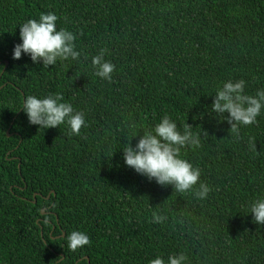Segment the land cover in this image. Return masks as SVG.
<instances>
[{"label": "trees", "instance_id": "obj_1", "mask_svg": "<svg viewBox=\"0 0 264 264\" xmlns=\"http://www.w3.org/2000/svg\"><path fill=\"white\" fill-rule=\"evenodd\" d=\"M41 12L76 35L78 60L12 58L19 24ZM101 50L110 81L91 64ZM240 79L246 95L264 89V0H0V264H149L181 253L185 264H264V226L246 214L264 196V109L238 133L210 109L217 87ZM57 93L85 114L79 135L38 128L18 109L26 95ZM164 116L198 136L181 157L200 170L196 187L210 186L206 199L124 164L128 139L137 133L134 146ZM153 212L166 221L153 223ZM73 230L91 243L71 251Z\"/></svg>", "mask_w": 264, "mask_h": 264}, {"label": "clouds", "instance_id": "obj_2", "mask_svg": "<svg viewBox=\"0 0 264 264\" xmlns=\"http://www.w3.org/2000/svg\"><path fill=\"white\" fill-rule=\"evenodd\" d=\"M58 17L54 12H41L38 19H27L19 24V43L12 49V58L19 59L22 54L30 57L34 64L44 67L53 66L58 60H78L81 53L76 50V35L64 28L57 29ZM94 74L103 79L111 80L114 65L105 60L104 50L91 59ZM243 79L222 82L216 89L210 109L216 116H222L230 124L233 133H238L240 125L256 122L264 109V89H258L255 96L246 95ZM30 124L38 128H58L66 125L70 135H79L86 126L85 114L76 111L71 103L64 102L59 93L38 97L26 95L21 106ZM227 116H224V113ZM132 135L127 146L122 148L124 164L137 174L154 180L161 186H171L178 193L191 192L199 200L207 198L211 188L199 182L200 170L181 157V149L185 146L198 145L200 140L190 128L185 127L181 133L175 121L164 116L152 128L143 131L135 145H131ZM254 147V145H253ZM252 221L264 226V196L258 197L248 206ZM167 217L162 213L153 212V223H164ZM67 247L71 251L83 248L91 243L89 235L82 230H73L66 234ZM183 253L170 255L167 260L156 256L149 264H185Z\"/></svg>", "mask_w": 264, "mask_h": 264}, {"label": "water", "instance_id": "obj_3", "mask_svg": "<svg viewBox=\"0 0 264 264\" xmlns=\"http://www.w3.org/2000/svg\"><path fill=\"white\" fill-rule=\"evenodd\" d=\"M9 135V131L7 130V136ZM42 213H44V211L42 210ZM63 235V234H62Z\"/></svg>", "mask_w": 264, "mask_h": 264}, {"label": "bare ground", "instance_id": "obj_4", "mask_svg": "<svg viewBox=\"0 0 264 264\" xmlns=\"http://www.w3.org/2000/svg\"><path fill=\"white\" fill-rule=\"evenodd\" d=\"M5 64L7 65L8 64V61L5 62ZM9 131V130H8ZM44 211V210H43ZM41 213H42V210H41ZM43 214V213H42Z\"/></svg>", "mask_w": 264, "mask_h": 264}]
</instances>
